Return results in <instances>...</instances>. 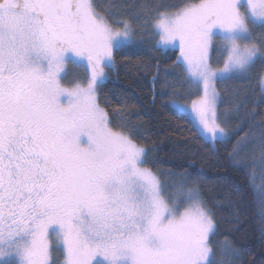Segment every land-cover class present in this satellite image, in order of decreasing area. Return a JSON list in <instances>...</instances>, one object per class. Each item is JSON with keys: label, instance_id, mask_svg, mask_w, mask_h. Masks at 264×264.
Here are the masks:
<instances>
[{"label": "snow or ice", "instance_id": "obj_1", "mask_svg": "<svg viewBox=\"0 0 264 264\" xmlns=\"http://www.w3.org/2000/svg\"><path fill=\"white\" fill-rule=\"evenodd\" d=\"M149 26L179 52L169 109L213 151L231 145L264 223V115L217 89L255 76L264 104V0H0V264H241L199 183L148 167L100 99L113 49ZM72 62L89 76L66 86Z\"/></svg>", "mask_w": 264, "mask_h": 264}, {"label": "trees", "instance_id": "obj_2", "mask_svg": "<svg viewBox=\"0 0 264 264\" xmlns=\"http://www.w3.org/2000/svg\"><path fill=\"white\" fill-rule=\"evenodd\" d=\"M97 2L102 5L105 0ZM157 41L151 30L137 28L134 41L114 51V67L106 69L108 79L99 90L100 99L108 102L105 106L113 120V110L124 112L130 119L135 130L133 138L149 153L148 167L185 173L199 183L215 215L218 239L226 237L243 251L241 264H264V223L258 215V204L248 192L247 177L229 163L230 144H217L213 151L211 145L193 135L191 124L169 109V97L162 94L161 81L165 74L170 82L180 76L176 64L179 52L163 49ZM156 66L160 75L153 87ZM254 80L255 76L251 81L229 79L218 83L217 89L224 97L230 96L233 89L245 90L247 106L255 107L258 120L264 115V104L259 103L258 95L253 98ZM246 131L247 125L239 135Z\"/></svg>", "mask_w": 264, "mask_h": 264}, {"label": "rangeland", "instance_id": "obj_3", "mask_svg": "<svg viewBox=\"0 0 264 264\" xmlns=\"http://www.w3.org/2000/svg\"><path fill=\"white\" fill-rule=\"evenodd\" d=\"M144 30H146V29H144ZM150 30H151V28L149 26L148 29H147V32H149ZM135 31H134V33H135ZM133 41H134V34H133V40H132V42ZM157 44L159 45V37H158ZM160 47L163 48L162 46H160ZM117 48H119V47H117ZM117 48H114L113 49V53H114V51ZM163 49L176 50V49H172V48H163ZM178 57H179V53H178ZM214 67H222V64L218 65V64H215L214 63ZM105 71H106V69H105ZM66 72L68 74L67 75V79L64 81V84L66 86H70V84H71L72 81H77V82L83 83V82H85L87 80V78L89 76V70L86 69L83 65L78 66L76 62L69 63L66 66Z\"/></svg>", "mask_w": 264, "mask_h": 264}]
</instances>
